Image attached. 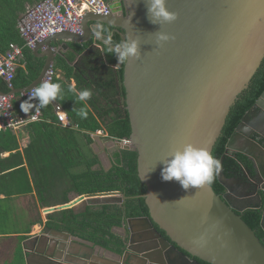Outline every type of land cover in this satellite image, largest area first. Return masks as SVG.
<instances>
[{
	"label": "water",
	"instance_id": "1",
	"mask_svg": "<svg viewBox=\"0 0 264 264\" xmlns=\"http://www.w3.org/2000/svg\"><path fill=\"white\" fill-rule=\"evenodd\" d=\"M107 1L111 13L87 12L82 34L64 30L37 42L33 51L45 58L39 78L9 94L22 98L55 68L57 55L66 58L87 82L96 81V69L85 61L95 44L81 54L66 43L54 45L58 40L90 42L94 38L91 23L101 21L122 38L139 39L140 57L117 63L113 70L120 92L118 106L131 123V145L125 149L138 152L139 177L146 186L140 197L145 198L149 214L127 218L119 227L126 241L122 252L67 231L47 229L22 242L26 263L264 264V167L257 160L252 169L231 178L221 170V194L212 185L185 190L175 179L164 181L160 162L186 143L212 152L232 106L264 60V0H167L177 18L160 29L148 20L145 0ZM158 30L172 38L157 45L154 33ZM67 50L75 54V62L68 59ZM52 104L60 106L58 101ZM93 139L92 148L100 160L96 168L110 169L109 149L119 144L97 135ZM244 145L264 151V92L229 138L226 153L253 156ZM127 198L119 191L72 193L69 202L43 208V212L72 208L80 214L89 205L123 204ZM248 209L261 212L262 237L243 219ZM142 244L148 245L138 248Z\"/></svg>",
	"mask_w": 264,
	"mask_h": 264
},
{
	"label": "trees",
	"instance_id": "2",
	"mask_svg": "<svg viewBox=\"0 0 264 264\" xmlns=\"http://www.w3.org/2000/svg\"><path fill=\"white\" fill-rule=\"evenodd\" d=\"M38 1L40 0H0V56L10 49L11 43L23 48V56L18 61L15 76L11 81L12 86L0 78V91L4 93H9L13 88L22 89L29 86L39 78L44 67L45 58L36 56L34 51L26 46L18 27L19 19L28 5ZM111 30L113 40L120 41L121 33L114 31L112 26ZM55 44L61 45L60 41ZM91 44L92 42L75 43L72 47L81 54ZM70 52L66 51V55L70 61L75 62L76 56ZM85 61L97 71L94 82H87L83 75L76 73L75 68L68 64L63 56L56 57L55 69L60 70L63 76L55 77L52 82L60 83L64 91V99L58 103L67 113L70 126L60 124L54 106L49 104L43 108L42 120L26 126L31 142L25 149L24 156L18 150V143L11 144L17 142L14 130L2 131L9 134L0 135V154L14 150L16 153H11L4 160L0 158V164L17 157L15 162L20 163L0 170V183H5L0 186V194H4L9 200L13 196L34 192L38 205L46 208L69 202L72 193L96 195L119 191L128 197L123 204L89 205L87 211L80 214H76L72 208L58 210L48 214L45 228L67 231L108 249L122 252V240L113 228L121 226L127 218L149 214L145 198L140 197L146 192V186L139 177L137 151L116 149L111 153L110 169L96 168L100 160L92 148L93 134L103 130L110 137L129 138L131 123L128 114L125 117L118 106L120 92L112 67L117 64L116 57L108 53L102 55L99 48L95 47L94 52L85 57ZM118 76L122 81L123 67L118 70ZM72 80L76 82L77 90L90 89L92 92V97L86 101L87 119L76 115L75 110L83 107L85 102L78 101L74 94L68 92ZM263 92L264 60L248 88L238 96L232 106L222 133L211 152L221 161L223 174L228 178L241 174L243 169L253 167V162L246 155L226 153L227 142ZM211 185L218 194L224 190L218 181V175ZM242 217L258 236H263L260 225L262 215L259 210L248 209L242 213ZM10 218L9 214L3 220L8 221ZM37 222L43 223L41 218ZM25 238L27 236H20L21 240ZM116 242H119V245ZM21 254L19 249L18 256Z\"/></svg>",
	"mask_w": 264,
	"mask_h": 264
},
{
	"label": "clouds",
	"instance_id": "3",
	"mask_svg": "<svg viewBox=\"0 0 264 264\" xmlns=\"http://www.w3.org/2000/svg\"><path fill=\"white\" fill-rule=\"evenodd\" d=\"M145 5L148 20L153 24H158L159 29L163 24L171 23L177 18V14L168 9L167 0H145ZM133 14L131 13V15ZM130 19L131 16L128 17V23ZM90 33L99 42L101 54H112L116 57L118 64H126L131 58L138 59L141 55V42L139 39L126 35L120 41H114L111 26H106L104 22L97 21L90 27ZM154 35L157 45H162L163 42L172 38L169 33L161 30L156 31ZM68 92L74 94L78 101L85 102L83 107L75 111L81 119H87L86 101L92 97L91 90H77L75 85H72L68 88ZM63 99L64 91L60 83L42 80L33 87L30 100L21 101L20 110L28 113L34 107L31 100L37 101L40 108H45L53 101ZM60 119L63 120L64 117L62 116ZM160 162L164 165L161 171L162 179L164 181L175 179L185 190L206 184L211 185L222 170L221 161L215 158L207 147L196 146L191 143L174 148L168 157Z\"/></svg>",
	"mask_w": 264,
	"mask_h": 264
},
{
	"label": "built area",
	"instance_id": "4",
	"mask_svg": "<svg viewBox=\"0 0 264 264\" xmlns=\"http://www.w3.org/2000/svg\"><path fill=\"white\" fill-rule=\"evenodd\" d=\"M111 11L112 8L107 0H40L27 7L19 19L18 27L26 46L33 49L37 42L64 30L82 34V19L87 12L108 15ZM22 56L23 48L15 43H11L10 49L0 56V78L9 82L10 86ZM55 77L60 75L55 68H50L43 80L52 82ZM32 89L25 93L28 100ZM31 102L35 104L34 111L27 117L15 112L12 95L0 93V132L7 129L19 130L31 122L42 120L43 108L38 106L37 101L31 100ZM55 112L61 125H71L67 113L61 106H57ZM62 116L63 120L60 119ZM94 135L114 140L121 149L131 145L130 138L110 137L103 130H98Z\"/></svg>",
	"mask_w": 264,
	"mask_h": 264
},
{
	"label": "crops",
	"instance_id": "5",
	"mask_svg": "<svg viewBox=\"0 0 264 264\" xmlns=\"http://www.w3.org/2000/svg\"><path fill=\"white\" fill-rule=\"evenodd\" d=\"M91 24L94 25V23ZM58 41H60V44L66 43L71 48H73L72 46L75 44L72 41H64V40H58ZM90 42H92V44H95L96 48H99V42L96 41L94 38ZM68 51L70 52V50H67V53ZM57 72L60 75V77L63 76L60 70ZM75 84L76 82L72 80V85ZM19 96L20 94H16L13 96L14 110L18 114L29 116V114L33 113V108L28 113L22 112L20 110L21 101H29V100L26 98L25 94L22 95V98ZM26 126L22 127L19 130H14L13 133L17 137V142L16 141H14L15 143L11 142V144L18 143V150L21 152L23 156L25 149L28 147V145L31 142L30 133L27 131ZM1 134H9V133L0 132V135ZM251 148H252L253 156L251 155L247 157L253 162V164L255 163V160H257V162L264 167V151L261 150L260 148H255V147H251ZM109 150L112 152L111 149ZM11 153L15 154L16 150L12 152L11 151L2 152L0 154L1 160H4L7 157H9ZM17 159L1 163L0 170L2 169L5 170L7 168L13 167L14 165H17L18 163H20V162L17 163L15 162V160ZM24 162L25 165H27L25 157H24ZM105 162H107L106 158H105ZM2 185H5V183H0V186ZM9 214L11 217L10 220L8 221L3 220L4 218H6V216H9ZM24 214L26 215V222L25 225H22V221L20 219ZM48 214L49 213H44L43 208H41L38 205V199L34 192L13 196L9 200H7L4 194H0V254L3 256L5 255V259H9L8 257L9 252L11 250H14L15 247V245H13V242H18V251L19 249H21L22 252V254L18 257L20 259H24L25 264H27L26 257L24 255V251L22 247V242L27 238H30L31 236H34L36 234H41L42 232L47 230L45 228V222L47 221ZM40 218L43 221L42 224L37 222L38 219ZM28 230H30V232H27ZM24 235L27 236V238L21 240L20 236H24Z\"/></svg>",
	"mask_w": 264,
	"mask_h": 264
},
{
	"label": "rangeland",
	"instance_id": "6",
	"mask_svg": "<svg viewBox=\"0 0 264 264\" xmlns=\"http://www.w3.org/2000/svg\"><path fill=\"white\" fill-rule=\"evenodd\" d=\"M98 136H100V135H98ZM113 148H115V146H111L110 147V149L112 151H113ZM117 148L120 149L119 146ZM20 220L22 221V225H25L26 215L25 214L22 215ZM13 245H15V247H14V250H11L9 252V255H8L9 259H5V255L3 256V255L0 254V264H25V260L24 259H20L18 257V242H13Z\"/></svg>",
	"mask_w": 264,
	"mask_h": 264
},
{
	"label": "flooded vegetation",
	"instance_id": "7",
	"mask_svg": "<svg viewBox=\"0 0 264 264\" xmlns=\"http://www.w3.org/2000/svg\"><path fill=\"white\" fill-rule=\"evenodd\" d=\"M76 72V71H75ZM76 73H78V72H76ZM79 74V73H78ZM118 146H115V148H113V151H115L116 149H118L117 148ZM243 147H247V149L249 150V151H252V148H251V146L250 145H244ZM110 153H112L111 151H110ZM245 212V211H244ZM122 226V225H121ZM120 226H116V227H114L113 228V230H114V232L121 238V240H122V246H121V249L123 250L124 248H125V244H126V241H125V239H124V237H123V234H122V232H121V229L119 228ZM262 237V236H261ZM82 238V237H81ZM82 239H85V240H89V239H87V238H82ZM89 241H91V240H89ZM151 242V241H150ZM153 242V241H152ZM116 243H118V245H119V242H116ZM148 244H151V243H148ZM148 244H142V245H138V248H141V247H144V246H146V245H148ZM135 247H137V245L135 246Z\"/></svg>",
	"mask_w": 264,
	"mask_h": 264
}]
</instances>
